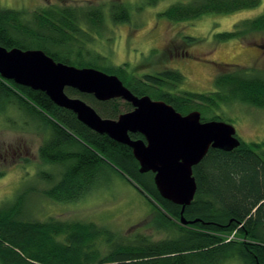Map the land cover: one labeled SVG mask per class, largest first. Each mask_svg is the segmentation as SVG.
Masks as SVG:
<instances>
[{"label":"trees","instance_id":"trees-1","mask_svg":"<svg viewBox=\"0 0 264 264\" xmlns=\"http://www.w3.org/2000/svg\"><path fill=\"white\" fill-rule=\"evenodd\" d=\"M163 0H146L155 5ZM260 0H185L176 1L160 16L172 22L193 21L206 15H227L260 6ZM125 9L113 13L115 22L128 21ZM83 20L96 27L103 21L100 10L82 14ZM81 18V20H82ZM85 18V19H84ZM40 28L60 35V39H42L36 47L38 33L29 30L22 13L0 8V46L6 49H39L55 62L75 67H90L117 76L136 96H149L163 101L185 115L198 111L201 121H223L217 110L220 103L240 102L264 108V76L247 71L222 72L214 80L210 94L173 89L183 82L175 70L137 76L125 66L98 63L99 55L68 48L72 36L79 34L81 21L73 11H43L38 17ZM264 30V14L242 21L234 30L215 34L214 40L226 42L241 39L249 31ZM20 36H23L20 38ZM188 43L196 39L186 37ZM254 72V73H251ZM66 94L80 98L103 118L116 119L132 109L130 104L113 99L99 102L91 95L67 88ZM19 113L23 126L42 134L39 157L45 164L57 165V177L40 171L38 178L47 186L42 195L59 203L73 202L111 175H126L154 200L156 214L151 225L167 237L152 242L141 236L133 242H114L105 229L93 224L27 221L19 217L22 201L32 188L0 208V264H220L234 259L242 264H264V156L258 151L261 143H245L232 151L210 149L193 168L197 190L182 217L189 225L179 223L180 206L160 197L153 183V174L139 173L131 150L105 135L97 134L81 124L69 110L56 106L43 92L18 86L0 77V116ZM132 139H142L130 134ZM58 178V179H56ZM235 233L236 238H230ZM98 237L108 246L103 254L94 247Z\"/></svg>","mask_w":264,"mask_h":264},{"label":"rangeland","instance_id":"rangeland-1","mask_svg":"<svg viewBox=\"0 0 264 264\" xmlns=\"http://www.w3.org/2000/svg\"><path fill=\"white\" fill-rule=\"evenodd\" d=\"M176 1L185 0H163L155 5H148L146 0H0V8L21 12L23 24L32 32H39L33 47L45 43L42 39H60L57 33L40 28L38 17L43 11L67 8L81 20L82 14L100 10L103 21L94 27L82 18L79 34L72 36L73 44L67 49H81L86 57L88 52L99 55V64L124 68L127 64V70L137 76L178 71L183 76V82L173 89L178 95L212 93L214 80L222 72L246 68L264 76V30L249 31L241 39L226 42H217L213 37L264 14V0L257 8L227 15L210 14L193 21L172 22L160 16ZM118 8L125 9L128 21L112 19ZM186 37L196 40L188 43ZM217 115L235 128L239 141L264 142V108L240 102L220 103ZM22 124L19 113L11 111L0 116V208L32 188L22 201L19 217L23 220L44 222L52 218L93 224L122 244L141 236L152 242L167 237L166 232L151 225L156 214L154 199L123 173L105 178L107 181L73 202L59 203L44 197L42 190L47 185L38 178L39 172L48 171L57 177L60 167L42 162V134ZM258 152L264 156V147ZM235 236L233 233L230 238ZM94 247L103 254L108 251L102 237L95 240ZM220 264L242 263L227 259Z\"/></svg>","mask_w":264,"mask_h":264},{"label":"water","instance_id":"water-1","mask_svg":"<svg viewBox=\"0 0 264 264\" xmlns=\"http://www.w3.org/2000/svg\"><path fill=\"white\" fill-rule=\"evenodd\" d=\"M0 77L45 93L90 130L127 146L139 173L153 174L160 197L180 206L179 221L184 225L193 223L182 217L197 190L193 168L210 149L229 152L240 145L235 128L224 121L203 122L198 111L182 115L163 101L134 95L115 75L55 62L39 49L0 46ZM67 88L99 102L118 99L132 109L116 119L103 118L82 99L68 96ZM130 134H139L142 139H132Z\"/></svg>","mask_w":264,"mask_h":264}]
</instances>
